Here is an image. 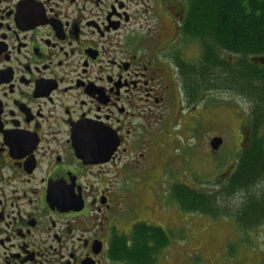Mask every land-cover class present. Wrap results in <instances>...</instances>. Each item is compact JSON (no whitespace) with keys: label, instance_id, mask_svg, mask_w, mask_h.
Instances as JSON below:
<instances>
[{"label":"flooded vegetation","instance_id":"flooded-vegetation-1","mask_svg":"<svg viewBox=\"0 0 264 264\" xmlns=\"http://www.w3.org/2000/svg\"><path fill=\"white\" fill-rule=\"evenodd\" d=\"M188 13V0H0V264H144L145 244L157 264L177 186L223 195L234 168L194 186L177 174L223 89L204 82ZM237 128L249 149L250 117Z\"/></svg>","mask_w":264,"mask_h":264},{"label":"trees","instance_id":"trees-1","mask_svg":"<svg viewBox=\"0 0 264 264\" xmlns=\"http://www.w3.org/2000/svg\"><path fill=\"white\" fill-rule=\"evenodd\" d=\"M188 3L190 29L208 44L206 57L212 68L208 67L204 82L208 90L229 87L249 101L252 134L251 145L242 150L226 180L223 195L190 191L178 185L176 199L184 212L213 217L233 214L239 230L253 232L264 226V67L253 60L264 54V0H188ZM215 47L226 54H235L237 62L226 57L220 59ZM159 239V250L169 246L165 232L161 231ZM151 250L145 244L135 252H139L144 264H150ZM260 257L259 264H264V255Z\"/></svg>","mask_w":264,"mask_h":264},{"label":"rangeland","instance_id":"rangeland-1","mask_svg":"<svg viewBox=\"0 0 264 264\" xmlns=\"http://www.w3.org/2000/svg\"><path fill=\"white\" fill-rule=\"evenodd\" d=\"M222 90L224 89H220V92L223 94L219 93V97L214 95L210 100L208 123L202 128L197 123L194 126V129L198 126L195 135L188 140L193 153L191 160H187L191 167H180L179 162V165L176 164L177 174L183 177L187 174L190 179L182 180L181 184H211L222 171H225L226 175L230 173L229 170L239 161L243 147L239 144L241 138L237 127L239 121L249 120L250 103L241 94ZM217 101L219 105H216ZM214 136L223 139L217 151H213L210 146ZM155 182L157 183V179ZM161 185L162 189L166 190L164 187H167L168 183L162 178ZM162 200H169V194L164 195ZM171 216L176 223V240L159 250L157 264H259L260 255H264V226L256 231L244 233L238 229L236 217L229 213L213 217L207 214L185 213L178 208L175 216Z\"/></svg>","mask_w":264,"mask_h":264},{"label":"water","instance_id":"water-1","mask_svg":"<svg viewBox=\"0 0 264 264\" xmlns=\"http://www.w3.org/2000/svg\"><path fill=\"white\" fill-rule=\"evenodd\" d=\"M243 133V132H242ZM223 143V139L219 136L217 137H214L211 141H210V146H211V149L213 151H217L220 146L222 145Z\"/></svg>","mask_w":264,"mask_h":264},{"label":"bare ground","instance_id":"bare-ground-1","mask_svg":"<svg viewBox=\"0 0 264 264\" xmlns=\"http://www.w3.org/2000/svg\"><path fill=\"white\" fill-rule=\"evenodd\" d=\"M235 168V167H234Z\"/></svg>","mask_w":264,"mask_h":264}]
</instances>
